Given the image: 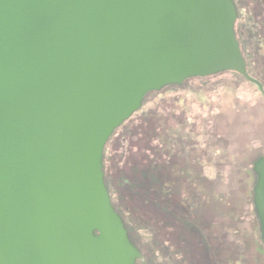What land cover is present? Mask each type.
Wrapping results in <instances>:
<instances>
[{
    "label": "water",
    "instance_id": "1",
    "mask_svg": "<svg viewBox=\"0 0 264 264\" xmlns=\"http://www.w3.org/2000/svg\"><path fill=\"white\" fill-rule=\"evenodd\" d=\"M237 17L233 0H0V264H149L106 144L153 93L226 70L256 82ZM253 171L264 244V156Z\"/></svg>",
    "mask_w": 264,
    "mask_h": 264
},
{
    "label": "rangeland",
    "instance_id": "2",
    "mask_svg": "<svg viewBox=\"0 0 264 264\" xmlns=\"http://www.w3.org/2000/svg\"><path fill=\"white\" fill-rule=\"evenodd\" d=\"M233 1L259 61L251 71L263 75L264 6ZM261 156L262 94L219 75L149 95L106 144L104 173L149 264H264L253 201Z\"/></svg>",
    "mask_w": 264,
    "mask_h": 264
},
{
    "label": "flooded vegetation",
    "instance_id": "3",
    "mask_svg": "<svg viewBox=\"0 0 264 264\" xmlns=\"http://www.w3.org/2000/svg\"><path fill=\"white\" fill-rule=\"evenodd\" d=\"M259 2L264 6V0H259ZM236 9H237V7H236ZM237 12H238V9H237ZM238 16H239V13H238ZM237 20H238V17H237ZM237 20H236V23H237ZM246 28L247 27H245V26L244 27L242 26L241 28H236V24H235V33H236V38H237L239 45H240L242 57H243L245 64H246V71H247L249 77L254 79L256 82H253V81L249 80L248 78H246L244 75L239 74L238 72H235V71H231V70H226V71L214 74L210 77H215V76H219V75L220 76L221 75H224V76L238 75L243 80L248 81L252 85H255L264 98V83H263L264 82V72L262 73L263 75H260L259 73L253 74L251 71V67H255V66L258 67L259 61L256 60V56H255L254 52L251 50L249 43H247V40L245 39V38H248L246 36ZM257 82L260 84L261 87L257 84Z\"/></svg>",
    "mask_w": 264,
    "mask_h": 264
},
{
    "label": "trees",
    "instance_id": "4",
    "mask_svg": "<svg viewBox=\"0 0 264 264\" xmlns=\"http://www.w3.org/2000/svg\"><path fill=\"white\" fill-rule=\"evenodd\" d=\"M116 132V131H115ZM114 132V133H115ZM106 181V185H107V188H108V190H110V185H109V182H108V180H105ZM114 205V207H115V209L118 211V213L122 216V214L120 213V211L116 208V206H115V204H113ZM123 218V217H122ZM124 219V218H123ZM127 225V224H126Z\"/></svg>",
    "mask_w": 264,
    "mask_h": 264
}]
</instances>
